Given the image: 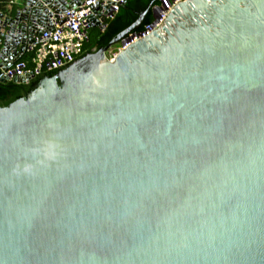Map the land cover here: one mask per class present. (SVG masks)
<instances>
[{
    "label": "water",
    "instance_id": "95a60500",
    "mask_svg": "<svg viewBox=\"0 0 264 264\" xmlns=\"http://www.w3.org/2000/svg\"><path fill=\"white\" fill-rule=\"evenodd\" d=\"M82 1L0 15L2 69ZM147 12L0 108V264H264V0Z\"/></svg>",
    "mask_w": 264,
    "mask_h": 264
},
{
    "label": "built area",
    "instance_id": "2783aa9c",
    "mask_svg": "<svg viewBox=\"0 0 264 264\" xmlns=\"http://www.w3.org/2000/svg\"><path fill=\"white\" fill-rule=\"evenodd\" d=\"M159 1L160 4L153 8L152 23L144 27L140 37L160 28L179 2V0ZM125 2L126 0H83L75 8L52 12L47 21H41L36 25L38 29L43 30L32 37V43L25 46L22 53L19 52L20 46L10 51L13 58L8 60L6 69L3 70L0 66V79L6 78L7 82H13L16 78L36 79L46 73L65 70L85 56L83 45L87 41L88 29L98 28L103 31L106 22L113 18ZM19 3L20 0H9L7 6L9 12L7 14L0 12L3 19L9 16ZM102 20L104 23H101ZM94 24L98 26L91 27ZM23 36L24 34L20 35V40L24 38ZM26 53L32 55L29 66L20 62V58Z\"/></svg>",
    "mask_w": 264,
    "mask_h": 264
},
{
    "label": "trees",
    "instance_id": "16d2710c",
    "mask_svg": "<svg viewBox=\"0 0 264 264\" xmlns=\"http://www.w3.org/2000/svg\"><path fill=\"white\" fill-rule=\"evenodd\" d=\"M8 2L9 0H0V12L4 14L9 12L7 9ZM159 4V0H126L113 18L106 22V27L103 31L98 28L88 29L87 41L83 45L84 55L94 54L106 47L120 33L130 27L138 19L140 13L148 10L137 30V32H141L146 25L152 23L154 19L153 8ZM31 57V53H26L20 58V62L29 66ZM55 76L56 73H46L26 85L13 82L0 83V108H6L13 102L32 93L41 79Z\"/></svg>",
    "mask_w": 264,
    "mask_h": 264
},
{
    "label": "rangeland",
    "instance_id": "374dc122",
    "mask_svg": "<svg viewBox=\"0 0 264 264\" xmlns=\"http://www.w3.org/2000/svg\"><path fill=\"white\" fill-rule=\"evenodd\" d=\"M117 47H120V45H116V46H114L112 49H115V48H117Z\"/></svg>",
    "mask_w": 264,
    "mask_h": 264
},
{
    "label": "flooded vegetation",
    "instance_id": "af4514ba",
    "mask_svg": "<svg viewBox=\"0 0 264 264\" xmlns=\"http://www.w3.org/2000/svg\"><path fill=\"white\" fill-rule=\"evenodd\" d=\"M33 80H34V79H33ZM33 80H32V81H33ZM30 82H31V81H30ZM30 82H29V83H30ZM29 83H28V84H29Z\"/></svg>",
    "mask_w": 264,
    "mask_h": 264
}]
</instances>
